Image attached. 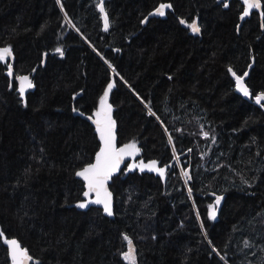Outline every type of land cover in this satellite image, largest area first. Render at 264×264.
<instances>
[{
  "label": "trees",
  "instance_id": "trees-1",
  "mask_svg": "<svg viewBox=\"0 0 264 264\" xmlns=\"http://www.w3.org/2000/svg\"><path fill=\"white\" fill-rule=\"evenodd\" d=\"M261 2L263 26L255 12L237 28L238 0H104L105 30L99 0H0L13 55V77L0 61V232L35 264H129L124 235L135 264H264V103L228 71L264 92ZM161 4L164 16H148ZM28 72L23 100L14 76ZM109 83L117 145L134 140L136 162L173 161L163 176L126 162L108 182L111 218L78 206L76 176L98 148Z\"/></svg>",
  "mask_w": 264,
  "mask_h": 264
},
{
  "label": "snow or ice",
  "instance_id": "snow-or-ice-1",
  "mask_svg": "<svg viewBox=\"0 0 264 264\" xmlns=\"http://www.w3.org/2000/svg\"><path fill=\"white\" fill-rule=\"evenodd\" d=\"M57 2H59V0H57ZM245 4H246V8L244 15H247L249 10L259 8L261 6V0H245ZM97 6L100 12L103 14L104 27L105 30H107L109 27V18L104 8V0H99ZM170 7H171L170 4L169 5L161 4L158 8L155 9V14L164 16L165 8H170ZM145 20H147V17L145 18ZM143 22L144 21H142V23ZM69 23H71V21H69ZM181 23H185V22L182 20ZM188 27H190L194 33H198L200 31V28L195 20H193L192 23L188 25ZM55 51L59 53L61 56L63 55V50L61 48H57L55 49ZM11 55H12V49L10 47L0 48V61L5 60L7 57H10ZM9 68L11 69V65H9ZM113 71H115V69H113ZM228 71L231 72L232 75L235 77L236 87L238 88V90L242 92L245 96L250 95L249 89L244 84V78L248 75V73L245 72L243 76H239L231 68H229ZM20 79L23 81L28 80L27 77H22ZM27 86L28 87L32 86L30 81H28ZM113 86H114L113 83H109L107 85L104 94L100 97V108L95 113L97 119L94 121V123L97 126V132L99 133L100 139L102 141V146L99 152H97L96 154V163L89 164L76 173L77 176L82 177L87 182L86 183L87 191H85L83 195L87 197L89 193L95 192L97 199L91 202L96 204H103L104 211L108 215H112V203H111V193L108 192L107 188L105 187L107 180L111 177L112 173H114L117 170L120 162L123 160L125 156H134L138 152H140V148L137 147V144L134 140L129 142L128 144H125L123 147L120 148H117L115 145V140H116V136L114 132L115 121L112 119L111 116L112 106L108 103L109 92L113 88ZM20 92L21 95H23L24 92L23 87L20 89ZM255 99L258 104H260L261 101H264V92L257 94L255 96ZM149 112L151 113L150 108H149ZM152 114L155 115L154 113ZM165 131H167V129H165ZM203 135L207 137L208 133L204 132ZM168 139H169V143H171L173 138L171 135H169ZM175 151L176 149L173 148L174 153ZM174 159H176L175 156ZM156 164H157L156 161H151L147 165L141 163V165H137V166L141 167V170H143L144 168H149L150 170L156 171L161 176H163L165 169L156 167ZM183 175L188 176V172L185 170L183 172ZM102 192H103V196L101 195ZM220 199H221L220 197L216 198L217 206L220 203ZM88 203L89 201L85 200L84 202L79 203L78 206L80 208H84L88 205ZM208 215L210 218L214 219L216 216V207L210 205ZM0 235H3V233H0ZM123 239L128 243V251L122 253V256L125 261L129 262V264H135L136 257H135V250L133 248L132 240L127 235H124ZM7 244L10 246V255L12 258V264H26V261L31 259L27 251L20 247L17 240L15 239L7 240Z\"/></svg>",
  "mask_w": 264,
  "mask_h": 264
},
{
  "label": "water",
  "instance_id": "water-1",
  "mask_svg": "<svg viewBox=\"0 0 264 264\" xmlns=\"http://www.w3.org/2000/svg\"><path fill=\"white\" fill-rule=\"evenodd\" d=\"M217 1H218V2H221V1H223V0H217ZM239 1H240L241 4L243 5V8H242L241 12H240L239 15H238L237 28L240 27V25L242 24V22H243L247 17H249L253 11H256V12L259 14L260 24H261V27H262V26H263L262 2H261V6H260L259 8L251 9V10H249V12H248L247 15H244L245 8H246L245 0H239ZM158 7H159V6H158ZM158 7H156V8H158ZM156 8H155V9H156ZM155 9H153V10L148 14V16H156V15H158V14H155ZM150 14H151V15H150ZM193 20H195V21L197 22V25H198V20H197V19H193ZM193 20H192V21H193ZM192 21L190 22V24L192 23ZM190 29H191V28H190ZM0 48H4V46H0ZM7 58H9V61H10L9 64H8L7 74H8L10 77H13V55H11L10 57H7ZM9 65H11V69L9 68ZM10 71H11V74H10ZM237 75H238V74H237ZM243 75H244V74H243ZM243 75H239V76H243ZM230 76H231V77L233 78V80H234L235 91H236L238 94H240L241 96H243L244 98H246L247 100L251 101L253 104H255V105H257V106H260L261 104L264 103V101H261V103L258 104V103L256 102V99H255V96H256L257 94L254 95V96H252L251 93H250V91H249L250 95L245 96V95H244L242 92H240V91L238 90V88L236 87V79H235V77L232 75V73H230ZM22 77H27L28 80H27V81H23V80L20 79V78H22ZM14 80H15V82H16V89H17V91H18V93H19V96L24 100L25 97H26L27 92H29L30 90H32L33 87H34V84H33L32 80H31V74L28 72V73H22V74L15 75V76H14ZM28 81L31 82V85H32L31 87H28V86H27V85H28ZM244 84H245V86L248 88V86H247L246 83H245V78H244ZM22 87H23V89H24L23 95H21V92H20V89H21ZM248 89H249V88H248ZM258 94H259V93H258ZM114 132H115V130H114ZM115 136H116V133H115ZM98 143H99V144H98V148H97V150L95 151V153H94V155H93L92 161L89 162V163H87L86 165H84V166H83L81 169H79L78 171L82 170L84 167H86V166L89 165V164H95V163H96V154H97V152H99V150H100V148H101V146H102V141H101V139H100V135H99V133H98ZM115 145H116L117 148H120V147H123V146H124L123 144H121V145H117L116 140H115ZM126 162H127L128 167H129L130 169H132V170L155 172V173L159 174L158 172L153 171V170H150L149 168H144L143 170H141V167H138V166H137V165H141V163L147 165V164H149L151 161H146V162H136L134 156H125V157L123 158V160L120 162L119 167L117 168V170H116L114 173H112L111 176L117 174V173L121 170L122 166H123ZM172 163H173V161H170L168 164H165V165H163V166H158V165L156 164V167H158V168H164L165 171H166L167 168H172ZM78 171H77V172H78ZM186 171L188 172V169H186ZM77 172H76V173H77ZM164 173H165V172H164ZM76 176H77V175H76ZM77 178L80 179V180H82V182H83V187H84V188H83V192H82V194H81V196H82V198H83V202H84L85 200H88V201H89V203H88V205L86 206V208H88V207H90V206L99 207V208L102 210V212H103L104 215H106L107 217H110V218H111V217L113 216V201H114V200H113V193H112V191L110 190L109 185H108V182H109V179H110V178L107 180V182H106V184H105V187L107 188L108 192L111 193L112 215H108V214L104 211V205H103V204H96V203H92V202H91V201H95V200L97 199V196H96V193H95V192L89 193V195H88L87 197H85V196L83 195V193H84L85 191H87V187H86V183H87V182H86L82 177L77 176ZM101 195L103 196V192L101 193ZM217 197H220V198H221V199H220V202H221V201L223 200L224 194L216 195L215 198H217ZM0 233H2V232H0ZM0 239H1V242L3 243V245L7 248L8 258H9V260H10V264H12V258H11V255H10V246L7 244V240L15 239V238H7V237L4 235V233H3V235H0ZM15 240H17V239H15ZM17 242H18V244L20 245V243H19L18 240H17ZM20 247H21L22 249L26 250V249L23 248L21 245H20ZM26 251H27V250H26ZM27 253H28V251H27ZM28 255L31 257V259L27 260V261H26V264H31L32 261L34 260V258H33L29 253H28Z\"/></svg>",
  "mask_w": 264,
  "mask_h": 264
},
{
  "label": "flooded vegetation",
  "instance_id": "flooded-vegetation-1",
  "mask_svg": "<svg viewBox=\"0 0 264 264\" xmlns=\"http://www.w3.org/2000/svg\"><path fill=\"white\" fill-rule=\"evenodd\" d=\"M223 1H227V2H229L230 0H223ZM239 1V0H238ZM240 2V1H239ZM240 4H241V2H240ZM242 5V4H241ZM242 8H243V5H242ZM256 11H253L251 14H253V13H255ZM257 13V12H256ZM258 14V13H257ZM258 16H259V14H258ZM248 18V17H247ZM190 24V23H189ZM8 264H10V260H9V263ZM31 264H35V261L33 260L32 261V263Z\"/></svg>",
  "mask_w": 264,
  "mask_h": 264
}]
</instances>
